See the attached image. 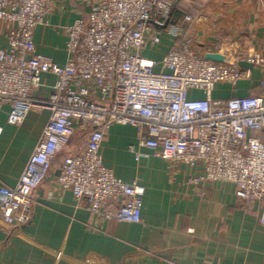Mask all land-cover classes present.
Masks as SVG:
<instances>
[{"label":"built area","instance_id":"obj_1","mask_svg":"<svg viewBox=\"0 0 264 264\" xmlns=\"http://www.w3.org/2000/svg\"><path fill=\"white\" fill-rule=\"evenodd\" d=\"M178 1L98 0L68 28V57L59 64L39 54L35 41L36 28L49 25L52 0H0V111L10 107L11 126L33 110L50 112L18 185L0 187V232L30 222L36 191L78 133L87 136L86 146L61 160L57 186L99 219L141 223L145 188L104 164L102 144L115 124L134 126L140 148L195 170L192 184H235L238 201L257 208L264 225V96L213 98L217 85L236 86L246 75L244 60L232 51L222 54L223 63L199 54L186 33L193 18L171 24ZM163 33L176 43L161 60L147 58ZM245 61L264 58L256 53ZM46 75L56 82L42 95ZM131 150L139 161L140 152Z\"/></svg>","mask_w":264,"mask_h":264},{"label":"crops","instance_id":"obj_2","mask_svg":"<svg viewBox=\"0 0 264 264\" xmlns=\"http://www.w3.org/2000/svg\"><path fill=\"white\" fill-rule=\"evenodd\" d=\"M98 0H52L49 25L35 30L39 54L64 64L67 30L85 17ZM177 20L191 16L186 33L194 49L206 56L232 51L247 60L264 58V0H187ZM197 13H196V12ZM192 12H195L194 15ZM177 22L175 21L174 24ZM172 24V23H171ZM4 28L0 22V45ZM163 43L145 56L161 60L176 40L162 34ZM233 86L217 85L214 99L264 96V62L252 63ZM42 95L56 82L44 76ZM203 98L202 92H193ZM10 107L0 111V187H15L48 123V110H33L20 126L8 123ZM264 141V134H260ZM78 133L62 153L75 155L86 146ZM141 154L137 161L131 150ZM104 164L128 183L145 188L141 223L99 219L85 201L56 184L58 165L36 191L29 223L0 232V264H264V225L260 211L245 209L231 182L194 185L197 175L182 163H170L140 148L137 129L115 124L102 144ZM1 221V218H0Z\"/></svg>","mask_w":264,"mask_h":264},{"label":"trees","instance_id":"obj_3","mask_svg":"<svg viewBox=\"0 0 264 264\" xmlns=\"http://www.w3.org/2000/svg\"><path fill=\"white\" fill-rule=\"evenodd\" d=\"M184 2H187V0H179L177 2V4L175 5V7L173 8L172 11V16H171V23L173 24L175 21H177V19L183 14L186 13L183 9H182V4ZM196 12V11H195ZM192 12L194 15L197 13ZM66 156V154L62 153L60 154L54 161V165H58L60 164L61 160Z\"/></svg>","mask_w":264,"mask_h":264},{"label":"water","instance_id":"obj_4","mask_svg":"<svg viewBox=\"0 0 264 264\" xmlns=\"http://www.w3.org/2000/svg\"><path fill=\"white\" fill-rule=\"evenodd\" d=\"M169 25V21L166 23V25L164 26V28H167ZM205 58L207 60H211V61H215V62H219V63H223L225 62V57L224 55L220 54V53H208L206 54ZM239 65L241 66L242 69H253V64L248 62V61H241L239 63ZM58 175H60V171H58Z\"/></svg>","mask_w":264,"mask_h":264}]
</instances>
